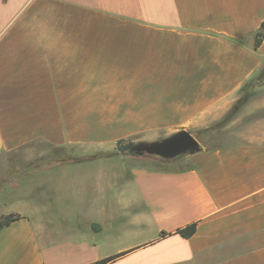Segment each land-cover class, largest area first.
Instances as JSON below:
<instances>
[{"label": "crops", "instance_id": "0c3cea01", "mask_svg": "<svg viewBox=\"0 0 264 264\" xmlns=\"http://www.w3.org/2000/svg\"><path fill=\"white\" fill-rule=\"evenodd\" d=\"M263 22L264 0H0V161H38L0 171V216H23L0 264H264L263 84L190 168L117 150L225 120L264 70Z\"/></svg>", "mask_w": 264, "mask_h": 264}, {"label": "rangeland", "instance_id": "374dc122", "mask_svg": "<svg viewBox=\"0 0 264 264\" xmlns=\"http://www.w3.org/2000/svg\"><path fill=\"white\" fill-rule=\"evenodd\" d=\"M261 84L264 85V76H262V74L260 75V77L246 84L245 91H247V95H248L247 99L250 100L254 97L261 96L259 90L257 89V87ZM241 108L242 107H240L239 110L235 112V114H231L227 119L221 121L220 123L210 128L202 129L201 131L196 132V138L200 142L201 146L202 147L206 145L215 146V145H218L219 144L218 142L222 140H231L232 139L231 135H236L240 129L239 127H236V126H234V128H229L228 125L232 122L234 118L242 115ZM32 149L33 151L44 149L47 151V153L52 154V157H53L51 161L52 165H55V163H58L60 161L77 159L76 157H74L73 149L71 148L62 150V149H57L51 146L33 145ZM27 151H28L27 149H24L25 154L20 155L21 158H18L15 155L12 157H8V159L1 160L0 161V171H21V169H30L31 167L35 165L38 166V161L36 159L35 160L33 158L29 159ZM20 160L22 161V164ZM12 162H14V165H12L13 168L8 170L7 167H9V164H11ZM155 166L157 168H162L166 170L178 171V170H185L187 168H190L191 163L189 160V154H183L174 159L165 160L163 162L156 163ZM6 187L7 185H1L0 192Z\"/></svg>", "mask_w": 264, "mask_h": 264}, {"label": "water", "instance_id": "95a60500", "mask_svg": "<svg viewBox=\"0 0 264 264\" xmlns=\"http://www.w3.org/2000/svg\"><path fill=\"white\" fill-rule=\"evenodd\" d=\"M202 148L198 139L188 129L182 128L162 139L136 142L129 152L136 156L152 155L170 160L183 154H194Z\"/></svg>", "mask_w": 264, "mask_h": 264}, {"label": "trees", "instance_id": "16d2710c", "mask_svg": "<svg viewBox=\"0 0 264 264\" xmlns=\"http://www.w3.org/2000/svg\"><path fill=\"white\" fill-rule=\"evenodd\" d=\"M263 39H264V22L261 26V29L256 33V37H255V47L256 48H258L262 44ZM262 76H264V70L262 72ZM247 97H248V95L245 94V95L241 96L240 99H238L236 104L233 106V108L230 110V112L226 116V119L231 114H235V112L239 110V108L246 101ZM134 144H135V142L131 139H125V138L119 139L117 141V150L119 153H129L130 154L129 150ZM22 217L23 216L20 213H10V214L1 215L0 216V229L5 228L6 226H8L11 223L21 219ZM197 225H198V223L195 221V222L189 223L183 227L178 228L175 232L163 231L161 233V237H166V236L173 234V233H178V234L182 235L183 237H190L196 232ZM122 254H118V255H114V256H110V257L101 259L97 262V264H106L110 261L115 260L116 258L121 256Z\"/></svg>", "mask_w": 264, "mask_h": 264}]
</instances>
